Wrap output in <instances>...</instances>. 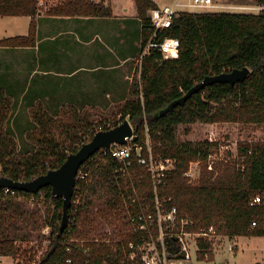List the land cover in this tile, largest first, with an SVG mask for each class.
<instances>
[{
    "label": "trees",
    "instance_id": "obj_1",
    "mask_svg": "<svg viewBox=\"0 0 264 264\" xmlns=\"http://www.w3.org/2000/svg\"><path fill=\"white\" fill-rule=\"evenodd\" d=\"M38 1L0 0V17L31 18L27 36L0 41V48L35 46L37 17L42 12ZM255 2L264 5V0ZM134 3L141 25V52L152 32L148 11L158 7L151 0ZM46 11V16L59 18L113 16L110 5L92 0H65ZM161 35L178 40V57L164 59L158 51H151L142 59L138 77L131 82L120 107V120L113 121V126L128 120L133 143L141 149V156L147 157L148 141L153 158L175 162L158 195L160 199H171L170 205L177 208L180 219L192 222L188 230L198 232L213 227L217 235L230 239L264 237V142L239 144L238 158L244 157L242 161L217 162L208 170L205 160L218 144L182 143L176 135L179 125L196 122L264 124V12L182 13ZM245 67L250 73L244 81L233 86L228 83L206 86L183 105L159 115L204 78ZM33 78L30 83L37 87L40 77L35 74ZM25 89L26 84L15 87L0 80V176L17 182L30 181L59 168L69 154L91 140L93 135L89 132H94L96 126L90 111L94 107L76 103L62 112L56 108L51 115L41 106L32 107L30 89L28 92ZM31 90L32 99H38L39 88ZM27 109L31 121L22 128L20 115ZM100 151L79 168L88 172L89 177L76 181L62 231V198L53 197L50 186L37 193L12 190L13 195L0 189V257H9L13 264H20L18 260L23 263L28 256L31 250L22 249L21 244L30 242L41 226L26 209V203L39 198L51 205L52 210L46 223L47 246L34 264H67V259L72 260L71 264H101L110 254L108 244L77 242V249L66 250L74 243L78 227H90L97 218L109 220L108 224L121 231L117 239L136 240L129 224L128 197L133 194L132 186L140 197H153L149 172L138 164L136 153L132 152L131 181L121 178L113 158ZM193 162H199L201 167L199 177L191 182L185 174ZM241 166H245L244 170ZM255 196H260L263 205L250 206ZM198 246V261L214 260L211 242L200 239ZM83 249L89 252L84 254Z\"/></svg>",
    "mask_w": 264,
    "mask_h": 264
},
{
    "label": "rangeland",
    "instance_id": "obj_2",
    "mask_svg": "<svg viewBox=\"0 0 264 264\" xmlns=\"http://www.w3.org/2000/svg\"><path fill=\"white\" fill-rule=\"evenodd\" d=\"M65 0H42L41 3V14L46 15L47 11L50 7L58 6L61 2ZM96 3H103L111 6L110 0H92ZM116 11H118L119 7L121 5L128 4V8L131 6L129 3V0H112ZM162 2H170L171 0H160ZM220 5L224 6H230V7H236L227 9V11L224 12H239V13H253L257 14L259 12V7L255 0H214ZM133 4V0H130ZM112 8V7H111ZM184 10H192V9H184ZM230 10V11H229ZM193 11V10H192ZM113 14V13H112ZM149 14V11H148ZM113 17V16H112ZM14 28L15 30L12 33L15 34H21L25 29L26 21L19 19L18 21L14 22ZM1 33V32H0ZM7 37L0 38V41L6 40ZM1 50V49H0ZM1 53V52H0ZM140 55V63L142 62V59L145 57H141ZM138 57V59H139ZM101 61L104 60V57L100 58ZM137 59H129L124 64H120V66L116 69H103L108 70V72H114L116 70L119 71L117 76L120 78V74H124L126 77H129V79H126V86H128V89L131 85V82L136 80L139 73L140 65L139 62H136ZM85 65H88L87 63ZM37 66V64H36ZM12 67H16V64L12 65ZM23 67V66H22ZM25 67V65H24ZM52 67V66H51ZM51 67H48L51 69ZM26 68L29 70L31 67L26 66ZM36 69V70H35ZM35 69H32L31 72H36L38 69L35 67ZM53 71L57 72L56 66L52 68ZM106 72V71H105ZM36 73L33 74L35 76ZM52 74V73H50ZM50 74H45L43 78H40L39 83L40 87H36V84H31L30 82L26 84L28 87H26L25 91L30 92V105L32 104V107L35 106H41V108L45 111H48L51 115L55 112V109L59 111H63L69 106H72V103H78V104H84L88 106L89 108L94 107V109L91 108V115L93 117V121L95 122L96 126L98 123H111L113 121H119L120 118L118 116V113H120V107L122 106L123 102L122 98L123 95H126L127 97L128 93H123V84L118 83V88H109V85H105V89L103 90L104 93H106L108 90L109 92L111 89L113 90V95L108 96L104 94V97H100L98 101L96 99H91L92 95L91 90V82L89 76L85 75L86 82L83 81L81 85L79 83H71V79L68 76V74L61 73L62 76L58 77V80H56L54 83L52 81V76ZM53 75V74H52ZM32 76V78H33ZM54 76V75H53ZM68 76V77H66ZM82 76V80L84 79ZM66 79V80H65ZM74 80H78L79 77H74ZM35 79L33 78V81ZM69 80V81H68ZM81 80V81H82ZM75 87V90H77V94H74V96H71L70 100V93L67 90V87ZM30 87V88H29ZM82 87V89H81ZM33 88H39V95L38 99H32V90ZM84 89V90H83ZM106 91V92H105ZM37 95V94H35ZM34 95V96H35ZM112 98V99H111ZM98 104V105H96ZM28 110H25L20 115V122L22 125V128L25 126V124L29 121H31L28 113ZM59 120V117L57 118ZM29 125V124H28ZM177 140L178 142H214L218 144V148L214 149L212 153H214L216 156L215 162H223L228 164H237L238 159V145L243 143H261L264 142V124L262 125H255V124H242L239 122H220V123H213V124H207V123H199L196 122L194 124H187V125H179L177 127ZM212 140V141H210ZM200 163L199 162H193L189 165L188 172L190 174V180L191 182H194L199 177L200 172ZM26 209L29 211L31 215H34L35 219L39 222L41 226V231L39 229H36L34 231L35 237L30 239V242L22 243V249H29L31 250L26 256L25 260L23 258L24 264H34L38 261L40 256L43 254L46 246L47 241L45 238L47 237L49 233V228L46 226V223L49 221L51 216V210L52 207L49 204H45L44 200L39 198L38 200H30L26 203ZM111 222V221H110ZM107 221L102 220L101 218H97L94 221V224L87 226L85 228L78 227V229L75 232L74 240L78 242V244H82L86 241H93V242H111L114 239H117L119 237V233L121 231H118V228L116 226H111ZM229 240V239H228ZM233 240V239H232ZM213 245L212 252L214 253V260L213 261H198L197 259H193L192 264H264V237H241L236 238L233 240V242L226 241V238L224 236H220L219 238H216L211 242ZM229 243H234L232 245V251L227 252L226 249L229 245ZM236 247V248H235ZM32 257L31 259H29ZM20 264V260H18ZM0 264H13L12 259L9 257H4L0 259Z\"/></svg>",
    "mask_w": 264,
    "mask_h": 264
},
{
    "label": "built area",
    "instance_id": "obj_3",
    "mask_svg": "<svg viewBox=\"0 0 264 264\" xmlns=\"http://www.w3.org/2000/svg\"><path fill=\"white\" fill-rule=\"evenodd\" d=\"M41 3L42 0H39L40 8L42 7ZM231 8L220 5L214 0H173L169 5L150 10L148 18L152 32L141 57L147 56L151 51H158L164 59L178 57V40L162 36L161 33L169 29L173 20L182 13H216ZM259 9L258 13L264 12V5ZM112 128H114L113 122L98 124L94 128V132L90 131L89 133L94 135L96 132ZM133 140L134 135L128 138L124 145L114 144L108 149H101L100 152L110 155L118 165L116 172L119 177L130 181L131 156L132 152H135L138 164L149 172L153 197H140L132 186L133 194L128 197L130 201L129 224L136 240L114 239L111 242H102L110 245L111 251L101 264H192L193 259H197V252H199L198 241L203 239L210 243L220 236L217 235L213 227L198 232L188 230L192 226V222L180 219L177 208L170 205L171 199H160L158 195L159 188L165 184V178L174 169L175 162L170 159L153 158L148 141L147 157L141 156V149L133 143ZM248 153L251 154V152ZM215 156L212 152L207 156L205 162L208 170H212L213 165L217 163ZM240 158L241 161L244 159V157ZM244 168L245 166H241V170ZM185 176L190 178L188 171ZM88 177L89 174L84 172V169L78 170L76 181H86ZM9 191L13 195L14 192L11 189L3 190L5 194ZM256 205H263L260 196H255L250 201V206ZM251 226L254 228L256 223L253 222ZM72 243L74 245L72 244L66 249L68 252H71L73 248H78L77 241L72 240ZM227 251H232L231 244L228 245ZM88 252L89 249H83L84 254ZM66 263L71 264L72 260L67 259Z\"/></svg>",
    "mask_w": 264,
    "mask_h": 264
},
{
    "label": "crops",
    "instance_id": "obj_4",
    "mask_svg": "<svg viewBox=\"0 0 264 264\" xmlns=\"http://www.w3.org/2000/svg\"><path fill=\"white\" fill-rule=\"evenodd\" d=\"M151 1L157 7H161L171 4L173 0L169 3L160 0ZM110 3L113 12V17L110 19L99 17L59 18L38 14L36 44L33 48L15 50L0 48V80L3 83L7 82L15 84V87H19L20 84L23 86L28 84L34 73L40 78H43L47 73H52L54 76L50 75L52 76L53 83L63 73L68 74L71 83H74V85L79 83L81 85L83 81L86 82V77L84 76L88 75L91 78L90 95H92V98L90 100L96 99L98 101L101 99L100 97H104V94L112 96L113 90L118 88V83L123 84V93H128V86H126L125 80L129 79V77L120 74L119 78L117 76L118 70L108 72V70L103 69L114 70L120 64H124L127 60L133 58H136V62L141 64L139 61V56L142 55V51H139L141 25L134 0L133 4L129 0L131 5L129 8L126 3L125 5H121L118 11H116L112 0H110ZM232 8L237 9V6H232ZM229 13L239 12L232 11ZM19 19L26 21L27 28L21 34L12 33L15 30L13 26L14 22ZM30 21V17L24 16L0 17V38L7 37L6 39H8L27 36ZM102 57H104L103 61L100 60ZM86 63L88 65H85ZM14 64H16V67L13 68L12 65ZM26 66L31 68L28 70ZM55 66L57 72L52 69ZM35 67L38 70L31 72ZM48 67H51V69ZM77 76L79 79L74 80L73 78ZM82 76L84 77L83 80ZM106 84L109 85L108 89L114 88L110 90L112 92H109V90L105 91L106 93L103 92ZM26 87L28 86L26 85ZM37 87H40L39 82H37ZM67 90L70 93V100H72L71 96L77 94V90H75L74 86L73 88L68 86ZM125 96L123 95L121 101L123 103L126 98ZM75 104L72 103V105ZM228 239L231 242L234 240L226 237V241H229ZM229 244L234 245V243Z\"/></svg>",
    "mask_w": 264,
    "mask_h": 264
},
{
    "label": "water",
    "instance_id": "obj_5",
    "mask_svg": "<svg viewBox=\"0 0 264 264\" xmlns=\"http://www.w3.org/2000/svg\"><path fill=\"white\" fill-rule=\"evenodd\" d=\"M249 73V69L245 67L218 76L206 77L193 86L183 97L171 102L159 115L162 116L176 106L183 105L193 94L201 91L206 86L214 83H228L233 86L244 81ZM131 137H133L132 127L128 120H124L110 130L96 132L89 142L80 146L75 153L69 154L59 168L47 171L44 175L26 182H17L0 176V189L37 193L41 188L50 186L53 197L62 198V219L60 223V231H62L68 220V209L71 205L76 175L81 165L99 150L108 149L114 144L122 146Z\"/></svg>",
    "mask_w": 264,
    "mask_h": 264
}]
</instances>
